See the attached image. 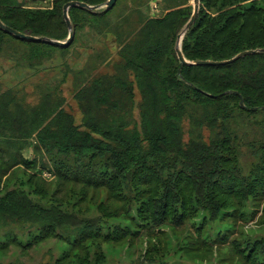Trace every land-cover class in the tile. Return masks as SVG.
I'll return each instance as SVG.
<instances>
[{"label":"trees","instance_id":"obj_1","mask_svg":"<svg viewBox=\"0 0 264 264\" xmlns=\"http://www.w3.org/2000/svg\"><path fill=\"white\" fill-rule=\"evenodd\" d=\"M242 1L245 0H207V9L199 7L198 18L185 35L192 45L184 41L182 53L187 64L180 73L175 39L192 15L187 18L181 9L171 7L163 19L147 30L144 26L125 36L116 34L123 44L122 52L130 49L125 56L129 62L126 68L134 70V77L124 79L126 94L119 92L108 97L105 91L113 88L112 82L102 80L98 82L102 87L94 86L93 94L86 95L84 87L76 95L81 124H77L76 110L68 111L63 99L48 108L44 105L37 108L30 120L27 117L30 125L24 120L18 126L0 127L10 132L14 144L21 142L17 154L33 145L40 152L46 150L50 162L59 165L63 178L53 196L64 191L63 200L70 204L45 205L23 191H12L0 197V226L13 223L22 229L40 225L47 230L46 236L55 235L56 230L65 232L66 239L68 235L72 237L70 249L57 264H99L97 242L103 237L102 225L111 218L127 216L134 197L142 200L146 195H154L165 200L182 196L186 197L183 202L196 201L202 205L201 209L217 213L223 202L216 203V198L226 190L223 177L240 172L234 158L238 153L232 145L230 120L245 113L264 112V19L255 5L244 8ZM69 2L94 8L91 11L74 7L71 13L77 10L91 14L97 12L95 9L101 3L100 0H53V12L49 13L48 9L19 5L16 0H0L3 24L46 40L22 39L1 29L0 35L38 47L48 44L67 50L74 38L65 46L50 42L60 39L53 36L49 21L54 14L63 16V7ZM107 14L105 10L96 16L104 19ZM160 30L166 31L165 38L158 37ZM160 51H165L166 56L157 63L155 59ZM244 51L254 52L227 65L195 64L228 61ZM142 54L148 56L145 61L133 60L140 55L143 58ZM134 85L140 91L138 102ZM186 135L188 141L184 139ZM13 156L9 153V158ZM37 158L38 155L34 156L33 164L25 161L26 168H36ZM139 184L144 187L134 193ZM162 189L166 190L164 194L160 193ZM39 191L43 193L45 186ZM248 193L249 189L244 187L241 196ZM167 208L164 209L168 211ZM167 211L159 213L160 216ZM87 212L97 215L81 216ZM157 215L153 212L144 217L152 231L167 220ZM114 232L118 241L130 237L125 229L120 230V235L117 229Z\"/></svg>","mask_w":264,"mask_h":264},{"label":"rangeland","instance_id":"obj_2","mask_svg":"<svg viewBox=\"0 0 264 264\" xmlns=\"http://www.w3.org/2000/svg\"><path fill=\"white\" fill-rule=\"evenodd\" d=\"M16 1L19 5L53 12V0ZM108 1L100 0L95 10L104 12ZM206 1L199 0V7L207 9ZM241 5L244 8L255 5L264 19V0H245ZM171 7L181 9L188 18L193 15L195 0H117L115 6L107 10L104 19L98 18L97 12L91 14L75 10L71 13L69 10L75 35L67 50L48 44L38 47L12 36L0 35V127L18 126L24 120L26 125H30L29 120L37 108L43 105L48 108L63 99V106L68 111L76 110L77 124H81L82 113L76 95L84 87L86 95L93 94V87H102L98 83L102 80L112 82L110 86L113 88L105 91L108 97L119 92L126 94L124 79L134 77V70L126 68L129 62L125 56L130 49L122 52L123 44L116 34L125 36L128 32H138L144 26L147 30L153 23L156 25L155 21L163 19ZM49 23L53 36L60 39L54 41L66 42L70 31L64 17L54 14ZM188 30L183 29L176 35V54L178 48L182 52L184 41L192 45V40L185 38ZM165 32L160 30L158 37L165 38ZM142 55L143 58L140 55L141 58L138 56L133 60L145 61L148 58L147 54ZM165 56V51H160L155 61L162 62ZM138 63L133 62L132 66ZM114 86L121 88L117 90ZM133 91L138 102V86L134 85ZM229 126L234 139L232 145L238 153L234 158L240 172L223 177L226 190L216 198V203L223 202L218 212L210 214L206 208L201 209L199 202H183L186 197L182 196L165 200L154 195H146L142 200L134 197L132 210L127 216L111 218L102 225L103 237L97 242V255L101 258L99 264H264V112L245 113L231 119ZM185 130H188L187 125ZM10 136V132L0 129V197L12 191H23L41 204L56 202L64 207L70 205L63 200L64 191L53 196L63 178L60 177L59 165L50 162L46 150L40 152L33 145L17 154L22 144H14ZM184 139L188 141V135ZM12 145H16V149L11 150ZM9 153L14 156L9 158ZM37 155L36 168L30 166L27 169L24 162L33 164ZM43 186L44 194L39 191ZM34 187L38 189L36 192ZM143 187V184L137 185L134 193ZM244 187L249 189V193L241 196ZM230 191L235 192L232 195ZM165 192L162 189L160 193ZM166 202L168 211L164 209ZM165 211L166 215L169 213L168 217L160 216L159 213L164 214ZM153 212L161 219L167 218L164 225L154 232L150 227L148 229V221L144 218ZM96 215L87 212L81 216ZM4 225L0 226V264H57L70 249L69 238L72 237L68 235L66 239L65 232L56 230L53 232L55 235L46 236L44 232L47 230L40 225L22 229L13 223L9 227ZM116 229L118 235L122 229L129 231L130 237L125 241L116 240Z\"/></svg>","mask_w":264,"mask_h":264},{"label":"water","instance_id":"obj_3","mask_svg":"<svg viewBox=\"0 0 264 264\" xmlns=\"http://www.w3.org/2000/svg\"><path fill=\"white\" fill-rule=\"evenodd\" d=\"M116 2H117V0H109L107 2V4H106V10L112 9L115 6ZM74 7H79L81 9L92 10V8L90 6H88L87 4H85V3L69 2V3L65 4L64 7H63V17H64L65 24H66L67 28L70 31L69 38H68V40L66 42H59V41H50V42H52L54 44H57V45H64V46L65 45H69L72 42V40L74 38V30H73V26H72L71 21H70L69 16H68V11L71 8H74ZM198 11H199V0H195V7H194L193 15H192L190 21L188 22V24L186 25L185 31L188 30L196 22V20L198 18ZM0 29L5 31L6 33H8L10 35H13L15 37H19V38H22V39L35 40V41L46 40L45 38H35V37H32V36H28V35H25L23 33H20L18 31H16L15 29L3 24L1 22V20H0ZM253 52L254 51L241 52L236 57H234V58H232V59H230L228 61H221V62L197 61V62H195V64L201 65V66H222V65H227V64H230V63H233V62L239 60L240 58H242V57H244L246 55L252 54ZM177 55H178V59L180 61L179 69H178V73H180L181 68L183 67V65L187 64V61L185 60V58H184V56H183V54H182V52H181V50L179 48L177 49ZM241 104H242V101H241Z\"/></svg>","mask_w":264,"mask_h":264}]
</instances>
